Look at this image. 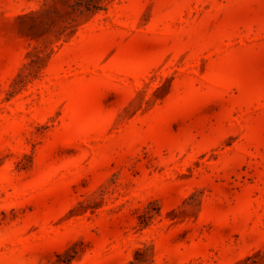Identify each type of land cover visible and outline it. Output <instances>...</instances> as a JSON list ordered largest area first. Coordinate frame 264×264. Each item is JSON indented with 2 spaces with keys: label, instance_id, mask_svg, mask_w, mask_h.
I'll list each match as a JSON object with an SVG mask.
<instances>
[{
  "label": "rangeland",
  "instance_id": "374dc122",
  "mask_svg": "<svg viewBox=\"0 0 264 264\" xmlns=\"http://www.w3.org/2000/svg\"><path fill=\"white\" fill-rule=\"evenodd\" d=\"M0 264H264V0H0Z\"/></svg>",
  "mask_w": 264,
  "mask_h": 264
}]
</instances>
